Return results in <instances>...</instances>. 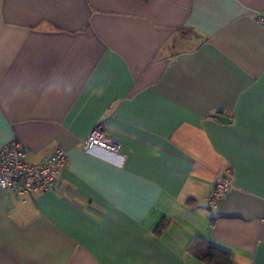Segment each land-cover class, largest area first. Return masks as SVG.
I'll return each mask as SVG.
<instances>
[{"label":"crops","instance_id":"obj_1","mask_svg":"<svg viewBox=\"0 0 264 264\" xmlns=\"http://www.w3.org/2000/svg\"><path fill=\"white\" fill-rule=\"evenodd\" d=\"M262 11L0 0V147L68 154L53 189L0 193V264H207L188 251L197 238L264 264ZM96 126L122 150H84ZM218 173L232 183L210 208Z\"/></svg>","mask_w":264,"mask_h":264},{"label":"built area","instance_id":"obj_2","mask_svg":"<svg viewBox=\"0 0 264 264\" xmlns=\"http://www.w3.org/2000/svg\"><path fill=\"white\" fill-rule=\"evenodd\" d=\"M255 21L264 26V11L255 14ZM84 150L96 148L118 153L122 142L108 134L101 126L93 128L81 140ZM68 154L58 147L41 162H30L26 148L13 140L0 147V193L12 190L16 193H34L53 189L61 180V171L67 166ZM230 176L218 173L213 180V188L208 196V206L218 208L231 186Z\"/></svg>","mask_w":264,"mask_h":264},{"label":"trees","instance_id":"obj_3","mask_svg":"<svg viewBox=\"0 0 264 264\" xmlns=\"http://www.w3.org/2000/svg\"><path fill=\"white\" fill-rule=\"evenodd\" d=\"M163 226L166 225L164 224ZM188 251L207 264H231L233 260L230 252L214 246L201 238L195 239Z\"/></svg>","mask_w":264,"mask_h":264},{"label":"water","instance_id":"obj_4","mask_svg":"<svg viewBox=\"0 0 264 264\" xmlns=\"http://www.w3.org/2000/svg\"><path fill=\"white\" fill-rule=\"evenodd\" d=\"M210 115H211L212 117H215V118L221 120V121L224 122V123L231 122V119H230V118H228V117H226V116H224V115H222V114H220V113H212V114H210Z\"/></svg>","mask_w":264,"mask_h":264}]
</instances>
